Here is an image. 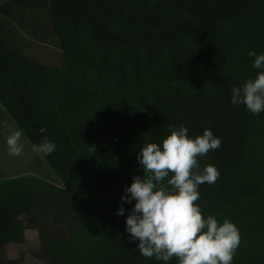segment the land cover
Instances as JSON below:
<instances>
[{
	"label": "trees",
	"instance_id": "16d2710c",
	"mask_svg": "<svg viewBox=\"0 0 264 264\" xmlns=\"http://www.w3.org/2000/svg\"><path fill=\"white\" fill-rule=\"evenodd\" d=\"M16 9L40 40L54 32L63 77L26 56L0 21V104L33 148L55 142L39 155L56 182L115 214L143 175L144 143H159L168 125L190 136L211 129L221 146L197 158L199 170L213 164L220 175L199 186L195 203L238 227L232 264H264V112L229 102L231 87L256 74L247 52L264 53V0H0V19ZM118 217L95 264H157L135 251ZM26 229L25 215L0 203V264H25L5 249L24 244Z\"/></svg>",
	"mask_w": 264,
	"mask_h": 264
},
{
	"label": "clouds",
	"instance_id": "9594fccd",
	"mask_svg": "<svg viewBox=\"0 0 264 264\" xmlns=\"http://www.w3.org/2000/svg\"><path fill=\"white\" fill-rule=\"evenodd\" d=\"M247 56L253 58L256 74L231 87L229 102L259 115L264 112V53L249 50ZM167 131L159 143H144L140 148L136 159L143 175L134 176L124 188L116 209L117 216L125 217L129 243L157 264H168L173 257L178 264H232L240 243L238 227L229 219L221 222L205 214L195 203L199 186L214 184L220 175L213 164L199 170L197 158L220 148L221 140L208 128L197 136H190L183 124L168 125ZM6 145L11 155H20L21 133L8 135ZM55 148L54 141L43 138L34 151L46 157ZM125 204L131 205L126 216Z\"/></svg>",
	"mask_w": 264,
	"mask_h": 264
},
{
	"label": "crops",
	"instance_id": "0c3cea01",
	"mask_svg": "<svg viewBox=\"0 0 264 264\" xmlns=\"http://www.w3.org/2000/svg\"><path fill=\"white\" fill-rule=\"evenodd\" d=\"M16 131L23 151L13 156L6 137ZM55 178L0 104V203L25 215L29 256L45 264L102 261L114 243L119 217L66 191Z\"/></svg>",
	"mask_w": 264,
	"mask_h": 264
},
{
	"label": "rangeland",
	"instance_id": "374dc122",
	"mask_svg": "<svg viewBox=\"0 0 264 264\" xmlns=\"http://www.w3.org/2000/svg\"><path fill=\"white\" fill-rule=\"evenodd\" d=\"M26 16L25 11L16 9L11 19L5 21V19L1 18L0 21L4 26L6 24L8 28L13 31L14 36L11 37L16 41V44H18L19 48L22 49V52L26 56L33 58L40 64L55 68L58 71L57 80H60V78L63 77V56L62 48L60 43L56 40V35L52 32L47 39L40 40L37 33H32V28L25 20ZM31 17L40 18L39 14H32ZM29 248L32 247L27 244L12 245L5 249V255L9 259L19 258L20 256L25 264H45L40 263L42 261L39 262V260H34V258L30 257L28 254ZM109 248H111V245H109L108 250Z\"/></svg>",
	"mask_w": 264,
	"mask_h": 264
}]
</instances>
